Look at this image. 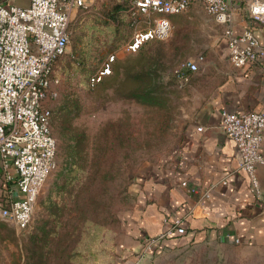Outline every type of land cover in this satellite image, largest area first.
Wrapping results in <instances>:
<instances>
[{"label": "built area", "instance_id": "1", "mask_svg": "<svg viewBox=\"0 0 264 264\" xmlns=\"http://www.w3.org/2000/svg\"><path fill=\"white\" fill-rule=\"evenodd\" d=\"M0 0V220L19 231L29 229L37 197L56 166V142L50 129V110L43 104L53 83L51 72L70 42V22L75 12L92 0H28L25 6L5 7ZM204 11L223 28L228 60L235 68L257 65L264 68V44L250 30L233 31L229 0H199ZM131 16L141 15L147 27L135 29L123 46L135 52L149 40H166L173 30L170 16L187 10L190 0H130ZM252 20L264 23V0H249ZM117 59L111 53L91 78L108 75ZM202 54L181 63L174 71L179 79L194 73ZM221 127L236 146L238 167L247 175L251 191L260 195L257 166L264 164V110L236 113L223 108ZM205 192L204 195H207ZM183 235L176 219L165 235L145 241V252L164 236ZM238 242V240H236Z\"/></svg>", "mask_w": 264, "mask_h": 264}, {"label": "crops", "instance_id": "2", "mask_svg": "<svg viewBox=\"0 0 264 264\" xmlns=\"http://www.w3.org/2000/svg\"><path fill=\"white\" fill-rule=\"evenodd\" d=\"M229 2L234 33L250 30L264 44V23L250 18L249 0ZM216 25L218 32L199 63L202 73H192L187 83L192 93L173 129L172 146L154 162L142 164L133 177L135 205L122 216L118 264H134L146 256L145 241L165 235L176 219L185 233L167 234L150 251L181 239L264 247V164L257 166V196L238 167L235 143L225 136L220 117L223 108L236 113L264 110V68L233 67L223 28ZM261 152L264 156V139Z\"/></svg>", "mask_w": 264, "mask_h": 264}, {"label": "trees", "instance_id": "3", "mask_svg": "<svg viewBox=\"0 0 264 264\" xmlns=\"http://www.w3.org/2000/svg\"><path fill=\"white\" fill-rule=\"evenodd\" d=\"M112 8L116 11L118 6ZM131 12L129 0L126 13L134 32L143 17H132ZM82 35L79 45L84 41ZM165 45L161 40L146 41L127 58L116 59L108 75L91 82L107 55L88 76V86L93 88L122 75L125 85L120 97L146 109L138 125L120 121L106 123L97 135L95 146H89L86 132L74 124L82 103L79 94L69 85L71 74L84 65L83 48H77L78 57L65 52L55 60L51 72L52 80L56 81L51 88L54 95L48 94L43 104L55 98L59 88L62 89L63 102L60 106L51 113L45 105L51 113L50 129L52 125L57 126L55 134L59 143L58 146L56 144V155L58 152L61 162L57 169L56 161L51 174L57 171L41 200L43 215L22 244L23 264H106V261L110 263L115 258V238L120 227L119 202L122 200L119 193L122 190L119 193L110 190L113 169L118 160H128L135 151L168 149L175 138L173 104H170L172 100L166 94L172 91L163 89L162 80ZM185 61L172 69V76L180 87L188 83L193 75L185 72L179 79L175 74L174 71ZM91 147L94 148L91 150ZM119 174H122L120 169ZM129 179L132 181V177ZM134 205L135 199L132 207ZM105 231L111 233L107 243L102 240Z\"/></svg>", "mask_w": 264, "mask_h": 264}, {"label": "rangeland", "instance_id": "4", "mask_svg": "<svg viewBox=\"0 0 264 264\" xmlns=\"http://www.w3.org/2000/svg\"><path fill=\"white\" fill-rule=\"evenodd\" d=\"M128 2L129 0H92L88 3L87 8L77 10L70 22L72 35L66 54L78 57L77 48L79 47H82L84 52V59L82 60L84 65L75 70L69 79V85L72 90L79 94L82 103V109L75 118L74 124L86 132L89 146L90 144L95 146L97 135L106 123L120 121L122 123L134 122L138 125L141 116L144 115L142 113L146 112V109L135 102L120 97L121 90L125 85L122 75H119L115 80L106 81V83L96 85L93 88H90L87 83L88 76L98 68L105 56L116 53L117 60H123L129 56L123 50L125 42L133 33L126 13ZM2 4L7 8L10 5L25 6L28 4V0H8L3 1ZM113 6H118V9L113 11ZM170 19L173 30L171 36L163 40L167 47L165 48V69L162 80L163 89L166 92L172 91V93L166 94L172 100L170 104H173L174 125L176 127L179 116L183 110H187V98L191 96L192 90L188 88L187 83L180 87L175 82L172 69L183 60L193 59L195 54H205L213 35L218 32V28L198 0H191L186 11L172 15ZM146 27L147 24L142 19L136 29ZM81 35L84 41L79 45ZM199 67L197 73H202V66ZM163 83L161 84L163 85ZM58 93L55 98L45 102L51 113L63 102L62 89L59 88ZM56 128L57 126L52 125L51 130L58 146ZM93 148L91 147V150ZM155 149L135 151L128 160H118L113 169L114 179L110 190L118 193L122 190L121 194L119 193L122 200L119 202L120 227L115 238L116 243L118 235L123 232L122 216L134 207H132L134 196L130 189L133 174L135 175L142 164L154 162L167 150ZM56 161L58 169L61 162L58 152ZM57 169L49 175L37 197L29 230L21 232L12 223L0 220V264H23L22 244L43 215L41 200L45 196ZM119 169L122 174H119ZM130 177H132V181H130ZM110 236V231L104 232L102 239L104 243L109 241ZM114 253L115 258L110 263L106 261V264L119 263L120 256L116 245ZM134 264H264V247L223 244L212 239L203 241L181 239L173 246L152 249L139 261L135 260Z\"/></svg>", "mask_w": 264, "mask_h": 264}]
</instances>
